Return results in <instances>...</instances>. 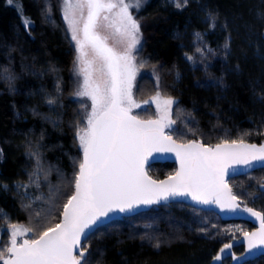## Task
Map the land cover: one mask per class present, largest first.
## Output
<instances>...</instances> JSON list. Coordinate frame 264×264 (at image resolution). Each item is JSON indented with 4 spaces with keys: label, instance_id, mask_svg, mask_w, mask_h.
I'll return each mask as SVG.
<instances>
[{
    "label": "trees",
    "instance_id": "obj_1",
    "mask_svg": "<svg viewBox=\"0 0 264 264\" xmlns=\"http://www.w3.org/2000/svg\"><path fill=\"white\" fill-rule=\"evenodd\" d=\"M180 4L151 0L142 9L149 32L140 57L160 66L163 94L176 100L172 137L209 147L264 145V0ZM75 57L59 0H0V222H25L35 235L62 221L83 158ZM151 83L145 79L150 94ZM148 171L163 180L177 165ZM245 178L232 179L235 195L264 211L252 199L259 179ZM240 226L251 227L175 199L100 227L83 244L81 264H217L224 244L243 234ZM6 249L4 238L0 252ZM231 263L227 256L219 264ZM238 264H264V256Z\"/></svg>",
    "mask_w": 264,
    "mask_h": 264
},
{
    "label": "snow or ice",
    "instance_id": "obj_2",
    "mask_svg": "<svg viewBox=\"0 0 264 264\" xmlns=\"http://www.w3.org/2000/svg\"><path fill=\"white\" fill-rule=\"evenodd\" d=\"M174 3L181 6L180 0ZM129 7L124 0H63V17L78 51L77 75L83 77L75 95L91 101L87 126L78 132L83 158L74 179V193L63 205L62 221L19 245L17 235L32 229L13 226L11 246L5 250L9 255L5 258L0 252L3 264H81L85 259L81 239L86 243L102 218L167 201L170 196H191L199 204H215L222 211L235 212L240 205L226 183L228 169L238 174L236 166L259 163L264 167V146L234 140L212 148L195 141L180 144L166 135L164 129L175 123L170 98L163 100V107L159 94L144 102H155L161 109L158 120L142 121L130 115L132 107H140L132 98L137 72L133 51L139 44L140 25ZM101 19L107 22L105 27L114 29L118 42L126 44L123 52L109 47L107 37L96 31ZM23 23L28 26L30 22L25 19ZM88 49L93 53L91 58ZM152 152L175 153L180 170L166 181L152 180L144 170ZM242 210L260 221L257 232L243 233L249 251L264 247V214L246 206ZM231 247L224 244L220 251ZM232 258L241 259L235 254Z\"/></svg>",
    "mask_w": 264,
    "mask_h": 264
},
{
    "label": "rangeland",
    "instance_id": "obj_3",
    "mask_svg": "<svg viewBox=\"0 0 264 264\" xmlns=\"http://www.w3.org/2000/svg\"><path fill=\"white\" fill-rule=\"evenodd\" d=\"M151 0H124L125 3L129 4V12L134 20H136L139 25H140V33H139V44L136 45L135 50L133 51V56L135 57V63L137 66V72H136V77L135 80L133 81V87H132V98L133 100L140 105V107H132L131 112L133 110V113L137 115L140 119L144 120H149V119H159L161 115V109L157 108V105L155 102H151L148 104H145V101H151L153 97H156L159 94L160 102H161V107H163V100L165 99H172L174 103L171 105L170 109V114H171V119L174 120V109L176 105V100L163 94L162 87L160 86V81H161V69L159 65H145L142 62V58L140 57L141 51L144 47V43L147 39L148 35V19L146 16H143L142 14V9L148 5V3ZM60 8H61V13L63 16V0H59ZM114 11H118L114 10ZM87 15V10H85V16ZM103 15H107V13H103ZM64 18V17H63ZM66 30L69 33L70 39H71V30L68 26V22L64 19ZM107 22L103 21V19L100 20L99 25L96 29L97 32H101L104 37H107V44H109L112 48H114L118 52H123L126 44L118 42L119 37L118 36H113L114 29L112 28H105L102 29L103 25H105ZM102 24V26H101ZM71 42L73 44V47L76 51V57H75V62L73 64V77H74V93H73V98L79 102L80 104V119L78 123V132L81 128H85L87 126V117L91 112V101L87 97H78L75 95V93L79 90L80 85L83 81V77L80 75H77V56H78V51L75 46V41L71 39ZM89 52V58L93 56V53L91 49H88ZM149 78L153 83L151 85L153 86L154 90L153 93H149V88L145 87V79ZM174 124L171 127H167L168 130H170ZM170 132V131H169ZM170 135L172 133L170 132ZM252 174V173H251ZM249 174L245 179L247 180H252L251 178H258L259 183H263L262 178L263 174H258V176L254 177V175ZM243 182V181H240ZM236 183L237 182H232ZM264 186V183L262 184ZM244 205H248L246 201L243 199L241 200ZM155 209V208H154ZM13 226L17 228H29L31 229L27 223L25 222H10L7 219L5 220L4 224L0 222V242L3 241L4 238H6L7 241V248L11 246V239H12V231H13ZM240 233H245V231L242 232V226L238 227ZM35 233L34 231H30L26 233L25 235H17L16 240L19 241L20 243L23 241V239H33L35 238ZM237 238V237H236ZM234 238L232 242L230 243L232 245L230 250H225L224 253H220L221 259L216 260L217 264H219L224 258L231 257L232 254H235V257L241 258V255L243 251H235V246H234V241L236 240ZM4 257L8 254L7 252L3 253ZM241 262V259L238 261L237 259L232 258V263L231 264H238ZM0 264H3L2 259H0Z\"/></svg>",
    "mask_w": 264,
    "mask_h": 264
},
{
    "label": "water",
    "instance_id": "obj_4",
    "mask_svg": "<svg viewBox=\"0 0 264 264\" xmlns=\"http://www.w3.org/2000/svg\"><path fill=\"white\" fill-rule=\"evenodd\" d=\"M130 115L135 116L137 119H140L133 112H130ZM140 120L148 121V120H144V119H140ZM149 120H158V119L156 118V119H149ZM164 132H165L166 135H170L168 133L167 127L164 129ZM172 139L175 140L177 143H180V144L189 143V142H187V143L178 142L174 137H172ZM195 142L201 143L199 141H195ZM204 146L205 147H209V146H206V145H204ZM261 146H264V145H261ZM211 147L214 148L215 146H211ZM158 163H174V164L177 165L176 173L180 170V160H179L178 157H176L175 153H172V152H152L148 156V159H147V161H146V163L144 165V170H145L146 174L148 175V177H150L152 180L157 181V182L166 181V180H168L169 177H171V176H169V177H167V178H165L163 180H158V179L154 178L149 173L148 168L150 166L158 164ZM258 165H259V163H257L254 167L236 166L237 169H238V174H234L232 168L228 169V175L225 177V180H226V183L228 185V188L231 189V194L232 195L235 196L232 187L228 183V180L231 179L232 177H239V176H242V175H244V174H246L248 172L254 171L255 169H257ZM175 174L172 175V176H175ZM175 199H181L184 202H187V203L191 204L192 206H194L196 208H203V209H205L207 211H213L216 214H218L223 221H226V222H231V221L251 222L252 224H254L256 226V228L253 229L252 231L248 232V233L257 232L260 229V221H259V219L256 218V217L251 216L247 212H244L242 209L245 206L241 203V201L238 198H237L236 203L240 205V208L237 211L232 212V211H226V210L222 211L215 204H209V205L199 204L196 201L192 200L191 196H170L167 201L161 200L159 203H155V204H151V205H140L139 207L134 208L131 211H126V212L116 211V212L109 213V217L102 218V221L98 222V225H99L98 229L100 227H102V226L110 224L113 221L121 220V219L127 218V217H134V216H136L138 214L151 211L154 208H158V207H161V206L169 205ZM252 209L254 211L261 212V211H259L257 209H254V208H252ZM62 218H63V216H62ZM98 229L96 227H94L92 233L90 234V236L92 234H94ZM84 243H85V241L82 238L81 239V245H80L81 248L83 247ZM17 245H19V242H17ZM234 246H244V251H243V253L241 255V260H242L243 263H247V262L256 260L257 258H259L261 256H264V247L255 248V249H252L251 251H249L248 245H247V238L243 234L238 239H236L234 241ZM77 254H78V252H77Z\"/></svg>",
    "mask_w": 264,
    "mask_h": 264
},
{
    "label": "flooded vegetation",
    "instance_id": "obj_5",
    "mask_svg": "<svg viewBox=\"0 0 264 264\" xmlns=\"http://www.w3.org/2000/svg\"><path fill=\"white\" fill-rule=\"evenodd\" d=\"M101 26H102V24H101ZM105 28H107V27H105L104 25H103V27H102V29H105ZM99 33V35L100 36H102V37H104L103 35H102V33L101 32H98ZM107 41V40H106ZM107 43V42H106ZM109 45V44H108ZM110 46V45H109ZM111 47V46H110ZM132 112H133V110H132ZM257 147H260L261 145H256ZM256 171H261L262 173H263V178H262V181H263V183H264V167H262L260 164L258 165V167H257V169H255L254 171H251V172H248V173H246V174H244V175H242V176H239V177H232L231 179H229L228 180V183L230 184V186L232 187V185H231V183L233 182V180L232 179H237V178H240V177H243V176H245V177H247L249 174H251V173H253V172H256ZM246 180H244V182H245ZM246 183H247V181H246ZM262 183V184H263ZM262 184L261 183H259L258 184V190H259V193L256 195V196H254L252 199L253 200H257L261 205H263L262 207L264 208V188H262ZM232 189H233V187H232ZM234 192V191H233ZM235 194V193H234ZM236 196V195H235ZM237 197V196H236ZM240 201L242 200V199H240L239 197H237ZM244 201H246L247 202V206L246 205H244L243 204V202L241 201V203L244 205V206H246V207H249V208H254V209H257V208H255V207H253L251 204H250V202L248 201V200H246V199H243ZM257 210H259V209H257ZM259 211H261L263 214H264V211H262V210H259ZM244 222H246V221H244ZM249 224H250V229L247 231V232H250V231H252L253 229H255L256 228V226L254 225V224H252L251 222H248ZM17 242H19V241H17ZM19 244H20V242H19ZM243 248H244V246H242ZM8 256V254L5 256V258ZM2 262H3V260H2Z\"/></svg>",
    "mask_w": 264,
    "mask_h": 264
},
{
    "label": "bare ground",
    "instance_id": "obj_6",
    "mask_svg": "<svg viewBox=\"0 0 264 264\" xmlns=\"http://www.w3.org/2000/svg\"><path fill=\"white\" fill-rule=\"evenodd\" d=\"M239 247V246H238Z\"/></svg>",
    "mask_w": 264,
    "mask_h": 264
}]
</instances>
